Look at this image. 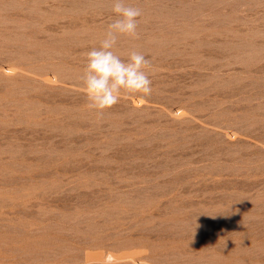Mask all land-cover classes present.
Listing matches in <instances>:
<instances>
[{"label": "rangeland", "instance_id": "obj_1", "mask_svg": "<svg viewBox=\"0 0 264 264\" xmlns=\"http://www.w3.org/2000/svg\"><path fill=\"white\" fill-rule=\"evenodd\" d=\"M127 3L153 91L99 114L111 0H0V264H264V0Z\"/></svg>", "mask_w": 264, "mask_h": 264}, {"label": "clouds", "instance_id": "obj_2", "mask_svg": "<svg viewBox=\"0 0 264 264\" xmlns=\"http://www.w3.org/2000/svg\"><path fill=\"white\" fill-rule=\"evenodd\" d=\"M111 11L115 18L108 24L99 46L85 54L86 65L80 77L88 108L99 114L116 105L122 93L148 97L153 91L150 60L134 49L126 58L114 51L120 37H139L142 9L127 0H111Z\"/></svg>", "mask_w": 264, "mask_h": 264}]
</instances>
